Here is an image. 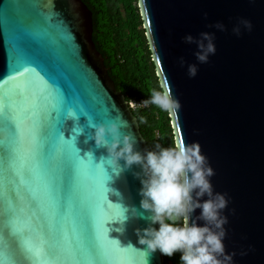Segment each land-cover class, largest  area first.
Listing matches in <instances>:
<instances>
[{
    "label": "water",
    "instance_id": "water-1",
    "mask_svg": "<svg viewBox=\"0 0 264 264\" xmlns=\"http://www.w3.org/2000/svg\"><path fill=\"white\" fill-rule=\"evenodd\" d=\"M138 3L161 87L181 103L170 116L175 143L198 141L215 169V190L231 197L226 250L239 253L251 245L247 256L235 257L237 264H264V0ZM241 17L253 29L237 37L232 28ZM217 21L226 31L207 27ZM204 31L216 33L217 51L199 64L197 46L183 37ZM92 34V12L82 0H0V105L6 106L0 113V235L11 264H164L159 250L146 254L139 244L136 230L149 223L134 175L140 169H123L120 161L114 170L106 147L90 139L92 124L122 118L128 122L122 131L136 136L138 150L148 148ZM191 63L199 64L195 78L187 74ZM25 68L45 86L28 111L27 101L10 91L12 77ZM49 93L52 104L44 99ZM13 100L21 121L36 113L31 123L46 129L43 134H31L28 120L17 126ZM70 109L77 118H68ZM108 204L111 211L104 209ZM122 208L126 219L118 215ZM13 223L15 239L8 228ZM105 228L124 250L89 257L83 250L102 247ZM25 242L79 251L74 258L34 261L17 251ZM0 264H9L2 253Z\"/></svg>",
    "mask_w": 264,
    "mask_h": 264
},
{
    "label": "clouds",
    "instance_id": "clouds-1",
    "mask_svg": "<svg viewBox=\"0 0 264 264\" xmlns=\"http://www.w3.org/2000/svg\"><path fill=\"white\" fill-rule=\"evenodd\" d=\"M204 15L207 17V13ZM207 27L226 31V26L220 21ZM252 29V21L241 17L232 32L239 37L244 30L251 32ZM183 40L197 46L194 55L199 64L209 63L210 57L216 54L215 32H201L199 38L187 34ZM180 63L183 66L187 61L180 57ZM199 64L187 65L189 78L197 76ZM150 92V97L139 105H155L169 116H174L181 109L179 98L168 88H152ZM127 102L133 107L137 105L132 100ZM68 118H77V115L70 109ZM119 119L120 123L92 124L94 132L90 133V139L97 147H106L114 170L121 169L120 161H124L123 169H131L133 165L140 169L134 175L142 185L140 205L147 211L149 223L136 232L139 244L146 246V254L159 250L161 254L172 257L180 253L181 264H237L235 257L238 254L243 257L254 250L251 245L239 253L226 250L229 217L225 210L231 197L227 192L215 190L212 183L215 169L198 141L167 147L155 143L151 148L138 150L136 136L122 131L128 122ZM139 122L147 123L146 117L140 116ZM197 209L200 210L198 214ZM231 212L235 214V209Z\"/></svg>",
    "mask_w": 264,
    "mask_h": 264
},
{
    "label": "trees",
    "instance_id": "trees-1",
    "mask_svg": "<svg viewBox=\"0 0 264 264\" xmlns=\"http://www.w3.org/2000/svg\"><path fill=\"white\" fill-rule=\"evenodd\" d=\"M92 12V39L104 58L116 89L126 100L141 102L152 88H160L138 0H82ZM148 148L175 143L170 116L155 105L133 110ZM146 117L147 123L139 122ZM173 136V137H172ZM164 264H181L180 253L164 255Z\"/></svg>",
    "mask_w": 264,
    "mask_h": 264
},
{
    "label": "snow or ice",
    "instance_id": "snow-or-ice-1",
    "mask_svg": "<svg viewBox=\"0 0 264 264\" xmlns=\"http://www.w3.org/2000/svg\"><path fill=\"white\" fill-rule=\"evenodd\" d=\"M19 77H12V83L10 87L11 94L15 97L16 95H19L23 97L26 101L27 104L25 105L24 111H28V109L32 106L35 105L38 102L39 96L43 95L45 92V86L42 85V82H39L37 78H35L32 75V71L29 68H25L22 72L19 73ZM35 85V87H33ZM30 89L31 95H30ZM38 90V91H37ZM7 94V92H6ZM44 99L49 103L52 104L54 101L51 99V93H49L47 96H44ZM5 105H0V113H3L5 111ZM20 111L17 110L16 108V102L13 100V103L11 105V118L13 120L19 121L18 127H22V124L25 120L29 121V128L28 131L35 135L36 132L38 131L39 134H43L46 129L43 127L37 129L34 128L32 123H31V118L33 115H36V113L30 112L29 115L23 119L22 121L20 120ZM105 200H107V196H105ZM106 210L111 211L110 205L108 204L107 208H104ZM125 209L122 208L118 215L124 216ZM125 218V216H124ZM108 221L115 220L114 218L110 217L107 219ZM9 231L13 238H17L19 235L18 229L15 227V224L13 223L11 227H9ZM105 233V244L102 247H96L95 245L88 247L87 249H84L83 251L89 256L97 255V254H105L106 252L111 253L112 255H119L121 251L124 250L123 247L120 246V243L116 239H111L109 238V228L104 229ZM17 251L20 253V255L25 256L26 259L34 260V261H42L46 260L49 257L53 258H59L62 255H69L71 257H75L78 249H73V248H57L54 245H51L48 248L40 247V248H35L31 244L25 242L22 246H20ZM0 253L4 255V257L8 260L9 264H11V257L6 256L3 250V245H2V235H0Z\"/></svg>",
    "mask_w": 264,
    "mask_h": 264
},
{
    "label": "built area",
    "instance_id": "built-area-1",
    "mask_svg": "<svg viewBox=\"0 0 264 264\" xmlns=\"http://www.w3.org/2000/svg\"><path fill=\"white\" fill-rule=\"evenodd\" d=\"M136 102V101H135ZM137 103V105L135 106V107H133L130 103H129V107H130V109L133 111V110H135V109H137V108H142V107H144V106H141V105H139V103L140 102H136Z\"/></svg>",
    "mask_w": 264,
    "mask_h": 264
},
{
    "label": "rangeland",
    "instance_id": "rangeland-1",
    "mask_svg": "<svg viewBox=\"0 0 264 264\" xmlns=\"http://www.w3.org/2000/svg\"><path fill=\"white\" fill-rule=\"evenodd\" d=\"M173 136H174V135H173ZM173 136H172V137H173Z\"/></svg>",
    "mask_w": 264,
    "mask_h": 264
}]
</instances>
